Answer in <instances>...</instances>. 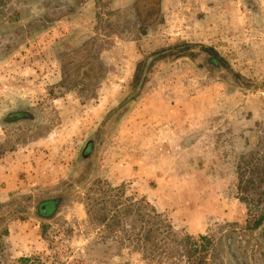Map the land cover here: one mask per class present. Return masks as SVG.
<instances>
[{"label": "rangeland", "instance_id": "1", "mask_svg": "<svg viewBox=\"0 0 264 264\" xmlns=\"http://www.w3.org/2000/svg\"><path fill=\"white\" fill-rule=\"evenodd\" d=\"M77 4L0 56V264H264V0Z\"/></svg>", "mask_w": 264, "mask_h": 264}, {"label": "flooded vegetation", "instance_id": "2", "mask_svg": "<svg viewBox=\"0 0 264 264\" xmlns=\"http://www.w3.org/2000/svg\"><path fill=\"white\" fill-rule=\"evenodd\" d=\"M77 3L78 0H42L43 12H41L37 18L30 20L26 24L15 27L13 30L0 29V56L8 50L9 47H13L15 43L25 39L31 31L38 27L42 25L51 27L56 18L60 15L76 13L79 9ZM209 59H212L211 56ZM216 61L214 62L215 64H217ZM55 202L56 201L53 200L41 202L38 206L39 215L42 217L51 215L55 210Z\"/></svg>", "mask_w": 264, "mask_h": 264}, {"label": "trees", "instance_id": "3", "mask_svg": "<svg viewBox=\"0 0 264 264\" xmlns=\"http://www.w3.org/2000/svg\"><path fill=\"white\" fill-rule=\"evenodd\" d=\"M244 200V199H243ZM148 203V202H146ZM153 210H155V208L151 207ZM263 217H264V213L262 214ZM261 223V218L258 220V222L255 224V227H257L256 225H259Z\"/></svg>", "mask_w": 264, "mask_h": 264}]
</instances>
